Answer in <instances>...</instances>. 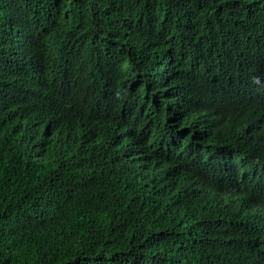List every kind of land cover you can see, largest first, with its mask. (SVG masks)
<instances>
[{
	"label": "trees",
	"instance_id": "1",
	"mask_svg": "<svg viewBox=\"0 0 264 264\" xmlns=\"http://www.w3.org/2000/svg\"><path fill=\"white\" fill-rule=\"evenodd\" d=\"M0 264H264V0H0Z\"/></svg>",
	"mask_w": 264,
	"mask_h": 264
}]
</instances>
